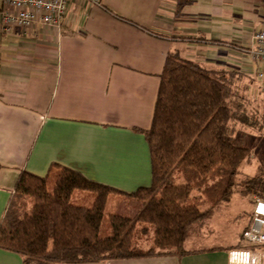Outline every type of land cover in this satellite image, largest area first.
I'll return each instance as SVG.
<instances>
[{
  "label": "crops",
  "instance_id": "1",
  "mask_svg": "<svg viewBox=\"0 0 264 264\" xmlns=\"http://www.w3.org/2000/svg\"><path fill=\"white\" fill-rule=\"evenodd\" d=\"M2 10L0 0V222L23 170L45 176L60 164L124 192L149 186L141 130L152 125L170 53L243 74L236 78L264 104V63L247 52L264 29V0H193L180 9L178 0H70L60 28L10 31L2 30ZM246 134L259 172L264 130L256 132L260 141ZM254 203L237 216L245 221L233 243L186 247L191 253L183 256L61 264H229V249L246 243ZM0 264H23V257L0 248Z\"/></svg>",
  "mask_w": 264,
  "mask_h": 264
},
{
  "label": "trees",
  "instance_id": "2",
  "mask_svg": "<svg viewBox=\"0 0 264 264\" xmlns=\"http://www.w3.org/2000/svg\"><path fill=\"white\" fill-rule=\"evenodd\" d=\"M192 1L178 0V8ZM242 75L207 69L170 53L152 125L141 130L151 154V184L129 193L60 164L45 176L23 170L0 222V248L20 254L23 264L191 253L185 249L188 236L234 192L264 198L261 169L238 190L240 167L251 155L247 131L237 128L240 121L249 123L246 98L233 84ZM76 191L94 193L93 204L73 202ZM194 191L210 203L207 209L190 201ZM114 193L137 199L140 207L134 215L110 213L112 234L101 237L107 201ZM139 224L154 227L153 245L145 250L134 239ZM234 247L255 245L246 241Z\"/></svg>",
  "mask_w": 264,
  "mask_h": 264
},
{
  "label": "rangeland",
  "instance_id": "3",
  "mask_svg": "<svg viewBox=\"0 0 264 264\" xmlns=\"http://www.w3.org/2000/svg\"><path fill=\"white\" fill-rule=\"evenodd\" d=\"M233 84L235 88L246 98V108L244 109L248 114L249 122L244 124L240 121V123H237V128L240 131H247L250 133L251 137L257 138L258 136L256 132H258V130H264V104L260 97L257 96L256 90L249 88L246 81H239L238 78H236ZM257 139L260 141L259 138ZM250 143L252 142L250 141ZM251 155L240 167V173L237 177V181L240 185L238 190H244L246 188L244 183H246L250 177L258 174V169L256 167L258 157H254L253 155L251 157ZM260 171L264 174V168ZM51 187L52 183L49 184V188ZM200 195V192L194 191L190 201L198 204L201 209H207L210 206V203L205 200L204 197L199 198ZM111 197L113 199L112 201H108L109 203L106 207L102 221L100 230L101 237H106L112 234V227H110V213L134 215L139 209L135 205L140 204V202L133 197L129 198L116 193L112 194ZM231 197L232 198L228 203H224L221 207H219V209L215 210V213L211 218L194 229L191 235L188 236L189 238L187 239L186 247L195 249L201 246L229 244L239 240L238 234L241 231L245 218L237 216H239L240 213L250 210L249 208L252 206L251 199L262 198L263 196H259L257 193L245 195L239 192H234ZM94 199V193L85 191H77L72 197L73 202L89 206L93 204ZM137 226L134 239L135 242L145 250L153 245L154 227L148 224H139Z\"/></svg>",
  "mask_w": 264,
  "mask_h": 264
},
{
  "label": "built area",
  "instance_id": "4",
  "mask_svg": "<svg viewBox=\"0 0 264 264\" xmlns=\"http://www.w3.org/2000/svg\"><path fill=\"white\" fill-rule=\"evenodd\" d=\"M70 0H3L2 30L17 27L28 29L36 24L60 28L67 16ZM99 2V0H91ZM255 44L248 49L251 58L264 63V29L256 34ZM264 83V71L258 74ZM244 239L264 246V198H256L252 220L244 232ZM229 264H264V252L252 247H233L228 251Z\"/></svg>",
  "mask_w": 264,
  "mask_h": 264
}]
</instances>
